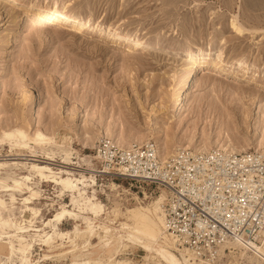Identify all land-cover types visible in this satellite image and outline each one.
I'll return each mask as SVG.
<instances>
[{
	"label": "rangeland",
	"instance_id": "374dc122",
	"mask_svg": "<svg viewBox=\"0 0 264 264\" xmlns=\"http://www.w3.org/2000/svg\"><path fill=\"white\" fill-rule=\"evenodd\" d=\"M30 1L64 5L66 11L100 24L101 29L98 33L87 27L77 31L67 27L71 23L65 20L62 24L67 26L43 29L44 18L29 12L18 14L30 9ZM21 5L14 14L19 15L15 21L7 8L0 7V184L10 183L14 174H28L29 163L46 161L47 155L52 158L48 166L55 171L65 159L72 161L75 177L88 168L100 171L94 174V191L89 187L83 196L93 194L104 212L94 216L85 211L81 213L84 218L66 216L60 224L45 225L59 211V205L69 204V192L32 175L30 185L38 195L31 206L39 210L38 216L32 218L23 210L21 198L27 193L15 192L11 200L0 185V220L10 222L0 224V234H14L9 239L15 246L32 241L28 256L34 264H201L193 259L184 262V257L191 254L178 240L174 245L169 242L171 233L157 237L141 231L140 219L135 218L133 210L152 204L162 191L150 195L142 187V194L136 193L127 180L104 173L102 157L95 155H102L98 150L107 139L118 149L128 148L126 144L142 145L152 139L127 137L137 133L151 136L153 126L162 135L161 150L166 157L176 146L220 148L213 141L217 136L221 143L227 140L235 152L263 150L264 3L25 0ZM233 18L243 26L241 30L230 25ZM115 31L139 37L144 41L143 49H132L126 60L120 59L118 52L127 48L114 41ZM197 47L208 50L212 58L221 51L224 68L239 69V77L204 70L181 112L172 113L173 93L187 67L183 55ZM165 48L176 50L160 53ZM233 58H241L247 67L240 69L232 63ZM251 78L253 84L247 85ZM16 129L24 131L28 144L23 149L11 146L14 141L3 135ZM107 130L119 133L125 143L107 136ZM36 132L45 139L36 140ZM258 141L263 148H257ZM84 174L88 176L89 172ZM159 211L152 214L158 224ZM19 226L37 230L17 236ZM223 250L216 261L209 263L250 264L227 248ZM11 264H18V260Z\"/></svg>",
	"mask_w": 264,
	"mask_h": 264
},
{
	"label": "built area",
	"instance_id": "2783aa9c",
	"mask_svg": "<svg viewBox=\"0 0 264 264\" xmlns=\"http://www.w3.org/2000/svg\"><path fill=\"white\" fill-rule=\"evenodd\" d=\"M100 149L102 165L136 193L142 194V187L150 195L164 188L167 227L197 258L216 261L228 241H264V149L177 147L165 159L153 141Z\"/></svg>",
	"mask_w": 264,
	"mask_h": 264
},
{
	"label": "bare ground",
	"instance_id": "6f19581e",
	"mask_svg": "<svg viewBox=\"0 0 264 264\" xmlns=\"http://www.w3.org/2000/svg\"><path fill=\"white\" fill-rule=\"evenodd\" d=\"M24 1L23 0H0V7L2 6V7H5V9L7 8L8 9L7 13H9V15H10L9 17L12 18V21H15L19 15H14V14H16L18 11H20L22 9L21 4ZM255 1L257 4H260V5H262L264 3V0H255ZM29 4H30V9L25 8L22 11H20L18 14H22V12L23 13L29 12V13H32V15H34L36 17L44 18L45 25L43 26V29H48L52 26L59 25V24L67 26L66 24H62V21H64V20L69 21L71 23L67 27H71L77 31H83L87 27L91 30H95V31L97 30V33H98L99 30L101 29L100 24L90 23L88 18L79 17L78 15L70 13L64 9V7H63L64 5L62 7H60L56 2H54L50 5H42V4L30 1ZM3 13H2V15H3ZM17 20H19V19H17ZM31 23H32V21H31ZM234 24H235V27H234ZM230 25L237 30H239V29L241 30L243 28V26L238 22V20L236 18H233L230 21ZM113 39H114V41H117L118 43L124 44V46L127 48L125 50H120L118 52L120 59L127 58L130 55V53H132V51H131L132 49L133 50L143 49L144 41H142L137 36H130L128 34L116 32V33H114ZM207 44H209V43L207 42ZM146 50L151 51L152 49L148 48ZM175 50H176L175 48H170V49L165 48V49H162V51H160V53L170 54V53H173ZM221 55H222V53H221V51H219L217 56L215 58H212L210 56L208 50H202L201 48H198V47L195 50L189 49V50L185 51V53L183 55V63L187 64V67L183 71L181 77L179 78L178 87L176 88L175 93H173V95L174 94H176V95L174 97L173 105L171 108L172 113L178 114L181 112L184 104L187 102V99L193 94L194 90L198 86V84L201 80L200 74L204 70L226 74V75H229V77H231V78H235L239 75V69L228 70V69L224 68L223 61L221 59ZM232 63L238 64L240 69H242V68L244 69L247 67L246 62L243 61L241 58H233ZM253 82L254 81L252 80V78L247 79V81H246L247 85H252ZM184 86H186V88L182 91L181 89ZM152 128H155V129L151 132V136L146 135L145 133H143V134L137 133L135 135L131 134L127 138L133 139L136 141H139L140 139H149V138L152 139L150 141L154 142V144L156 146V150H157L160 158L165 159L166 156L162 155V150H161V147L163 144L162 135H161L160 131L158 129H156V127L153 126ZM105 134L107 136L115 138L116 141H118L119 143H121V142L125 143V140H123L124 138L119 133H114L111 130H107L105 132ZM3 135L14 141L13 144H11V146H15V147H18L20 149H23L28 144V143L26 144V141H24L25 134H24V131L21 129H16L13 131H4ZM35 136H36V138H35L36 140L45 139L41 135V133H39V132H36ZM217 137L215 138V140H213V141H215L214 142L215 145L217 143V145H220L219 146L220 149L235 152L233 147L230 146V143L229 142L227 143V140H222V143H221V138L219 139ZM105 139H107V138L105 137ZM188 141H191V140L189 139ZM194 141H195V138H194ZM17 142H19V143H17ZM146 142H148V140ZM105 144L107 146H110V145H112V142L110 139H107V140H105ZM126 146L127 147L129 146L128 148L131 147L130 144H126ZM187 146H188V144H187ZM177 147H186V146L174 147L172 149V152L169 155H171ZM226 147L227 148L229 147L230 149H227ZM261 147L263 148L261 141H258L257 142V148L261 149ZM196 149L205 151V150H208L210 148L205 149V146L200 145ZM241 149L245 150V148H242V147H241ZM33 153H34V151H33ZM95 157L98 158L101 156L95 155ZM47 158H48V160L41 161V163H38V162L29 163V167H28L29 173L25 174V175H15L14 174V176H12L10 179V183L5 184V185L0 184L2 187L1 191L9 192V196H10L11 200L14 199L13 193H15V192H19L20 194H26L27 193V195H25L21 198V200H22L21 204L24 207L23 210L25 212H28L29 215H32V218H33V217L38 216L39 210L36 208H33L31 206V204L33 203V201L36 199V197L38 195L37 191L34 190L33 187L30 185V184H32V181H31L32 175H36V176L41 177L43 179V181L52 182V183H55L56 185H60L61 191L69 192L70 202H69V204L59 205V207H58L59 211L57 213H55L53 215V217L49 218L45 222V225L50 224V222L60 224L62 222V220L65 219L66 216L76 217V216L80 215V217L84 218L83 216H81V213L85 212V211H91L94 214V216H96L98 214H102L104 212L103 205H101L95 201V197L93 196V194L91 196H86V197L83 196V194H85V192H86V189L89 187L91 188L92 192L94 191V189H93V186L95 185V175L94 174L97 172L99 173L100 172L99 170H95L94 168L84 169V171H81L78 173L79 174L78 177H75L71 173V170L73 168L70 166V164H72V161H67L65 159L62 160V163L64 165L61 166L60 168H57L55 171V170H53L52 167L48 166L49 162H47V161L51 160L52 158L49 157L48 155H47ZM47 158H44V159H47ZM102 168H103L102 171L104 173H112L109 169H107V167L105 165H102ZM86 171L89 172L88 176H86L84 174V172H86ZM160 190L162 191V193L156 198L155 202H153L152 204L144 205V206H142V205L136 206L135 209L133 210V214H134L135 218L140 219V223L142 225L141 231L153 232L155 234V236H157V237H159L161 235L166 236L167 232H169V233H171V236L169 237V242L174 245L176 243V241L178 240V238L167 227L166 219H165V215H164V210H163V203H164V200L166 197V191L164 190V188H160ZM79 201H82V202L79 203ZM1 203H2V201L0 199V204ZM81 204H84L85 207L80 206ZM159 208H160L161 213H160L159 224H158L157 221L153 220L152 214L156 211L158 212ZM8 220L9 219L0 220L1 226L2 225L5 226V225L10 224V222L8 223ZM29 222H31V221H29ZM53 226H54V224L52 225V227ZM26 227L27 226H24L25 229H22V227L19 226L17 228L18 230L16 232V233H18L17 236L20 235L19 233L25 232L27 230H37V228L26 229ZM54 231H55V228H54ZM65 234H67V232H65ZM13 235L14 234H8L6 231H4L2 234H0V262H1V264H3L1 261L2 259L10 260L9 264H11L12 260H15V259L18 260V264H34L30 261L29 256H28L30 253V250L33 247V242L32 241L21 242L18 244V246H15V245H13L12 241L9 239ZM51 236H52V234L50 235V237ZM50 237L48 239H50ZM2 238H8L9 240L8 239L2 240ZM24 241H25V239H24ZM178 242L181 245L179 240H178ZM72 244H74V242L71 240L70 245H72ZM181 246H183L185 248V246L183 244ZM223 248H227L230 253H233L235 255L238 254L239 257L246 259L247 261L250 262V264H264V241L261 243L252 242V243L245 244V245H242L237 241H228L225 244H223L222 246H220L219 253L224 251ZM231 248H233V249L231 250ZM234 250H235V252H233ZM187 251L191 255L184 257L185 263H190V260H192V259L197 261L198 263H201V264L202 263L210 264L209 262H213V261H205L201 258H197L192 252H190L189 250H187Z\"/></svg>",
	"mask_w": 264,
	"mask_h": 264
},
{
	"label": "snow or ice",
	"instance_id": "6c2138e0",
	"mask_svg": "<svg viewBox=\"0 0 264 264\" xmlns=\"http://www.w3.org/2000/svg\"><path fill=\"white\" fill-rule=\"evenodd\" d=\"M234 27H235V24H234Z\"/></svg>",
	"mask_w": 264,
	"mask_h": 264
}]
</instances>
